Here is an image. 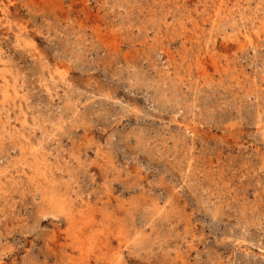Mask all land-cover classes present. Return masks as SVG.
<instances>
[{
  "label": "rangeland",
  "instance_id": "374dc122",
  "mask_svg": "<svg viewBox=\"0 0 264 264\" xmlns=\"http://www.w3.org/2000/svg\"><path fill=\"white\" fill-rule=\"evenodd\" d=\"M262 18L264 0H0V264H264Z\"/></svg>",
  "mask_w": 264,
  "mask_h": 264
},
{
  "label": "bare ground",
  "instance_id": "6f19581e",
  "mask_svg": "<svg viewBox=\"0 0 264 264\" xmlns=\"http://www.w3.org/2000/svg\"><path fill=\"white\" fill-rule=\"evenodd\" d=\"M214 1L215 0H213V4H214ZM227 1V0H226ZM224 5V4H223ZM226 5H228V4H226ZM216 6V5H215ZM217 8V7H216ZM167 9V8H166ZM221 9V8H220ZM219 9V10H220ZM223 9V8H222ZM226 9H228V8H226ZM216 10V9H215ZM214 10V11H215ZM229 10V9H228ZM232 10V9H231ZM230 11V10H229ZM216 13H219L218 11L216 12ZM222 14V13H221ZM220 14V15H221ZM212 15V14H211ZM215 15V14H214ZM227 15V14H226ZM220 17V16H219ZM222 17V16H221ZM216 18V17H215ZM224 18V17H223ZM259 18V17H258ZM222 19V18H221ZM262 19H264V18H262ZM211 22H212V20H210ZM217 21V20H216ZM218 22V21H217ZM215 23V22H214ZM220 23V22H219ZM260 23V22H259ZM262 24H264V23H262ZM261 26V25H260ZM214 27H216V26H214ZM118 36V35H117ZM245 36L249 39L250 37H251V35L249 34V32H246V34H245ZM237 38L239 39V36H237ZM202 53V52H201ZM224 69V68H223ZM226 71V70H225ZM206 72V71H205ZM241 74L243 75L244 73L243 72H241ZM10 80V79H9ZM8 79H5V84L8 86L9 85V83H10V81H9ZM13 88V87H12ZM13 94V93H12ZM22 94V93H21ZM16 97V96H15ZM18 98H19V95H18ZM24 99V98H23ZM25 100V99H24ZM13 103V102H12ZM3 105V104H2ZM9 105V104H8ZM10 107V106H9ZM14 107H15V105H14ZM19 108V107H18ZM8 109V108H7ZM16 111V110H15ZM8 112V111H7ZM3 113V112H2ZM14 114V113H13ZM1 118V117H0ZM10 119V118H9ZM40 121V120H39ZM14 122V121H13ZM2 123H3V128H2V130H4L5 131V133L7 132L10 136H11V138H13L14 136H15V134L17 133V132H15V130L13 129V127L11 126V124L8 122V121H2ZM1 124V123H0ZM17 124V123H16ZM13 125H15V124H13ZM34 125V124H33ZM37 125V124H36ZM39 125V124H38ZM58 125V124H57ZM62 125V124H61ZM35 126V125H34ZM33 126V127H34ZM18 128V127H17ZM39 128V127H38ZM59 129V128H58ZM39 130V129H38ZM62 130V129H61ZM36 131V130H35ZM49 131V130H48ZM24 132V131H23ZM33 132H34V130H33ZM41 132V131H40ZM4 133V132H3ZM20 133V132H19ZM2 134V133H1ZM1 134H0V137H1ZM35 134V133H34ZM45 134V133H44ZM37 135V134H36ZM41 135V134H40ZM22 136V135H21ZM27 136V135H26ZM2 137H3V135H2ZM1 137V138H2ZM31 139V138H30ZM24 140V139H23ZM41 140V139H40ZM44 140V139H43ZM15 142V141H14ZM29 142V141H28ZM43 142V141H42ZM10 143V142H9ZM19 144V143H18ZM20 145H21V143H20ZM19 145V146H20ZM20 148V147H19ZM27 148H29L30 149V151H31V153L32 154H34V156H35V160L37 161V163H36V165L34 166L35 167V172H36V174L40 177V178H42V181L46 184V185H48V184H51V183H53L54 182V178H53V173H52V168H51V165L49 164V160H48V157L46 156V153H45V150H44V146H43V144L41 145H35V144H31L30 146H27ZM26 148V149H27ZM15 149H16V146H15ZM24 149V148H23ZM22 149V150H23ZM28 149V150H29ZM21 150V149H20ZM24 152V151H23ZM47 153H48V151H47ZM21 154V153H20ZM24 158V157H23ZM29 158V157H28ZM19 159V158H18ZM26 159V158H25ZM28 162V161H27ZM23 165H24V163H23ZM54 165V164H53ZM58 166V165H57ZM18 168V167H17ZM58 169V168H57ZM24 170V169H23ZM57 171V170H56ZM53 172H54V170H53ZM26 173V172H25ZM31 173V172H30ZM28 174V173H27ZM34 174V173H33ZM5 175V174H4ZM60 176V175H59ZM31 181V180H30ZM32 182V181H31ZM64 184V183H63ZM67 184V183H66ZM66 184L64 185V186H66ZM69 185V184H68ZM67 185V186H68ZM40 186V185H39ZM39 189H40V187H38ZM47 189H49V188H47ZM50 189H52V188H50ZM48 192V191H47ZM52 192V191H51ZM64 192H66V191H64ZM63 192V193H64ZM60 193V192H59ZM62 193V194H63ZM45 194H47V193H45ZM52 194V193H51ZM56 195V194H55ZM71 195V194H70ZM47 196V195H46ZM56 196H50L49 198H50V203L52 202V204L54 205V206H56L57 208H58V210L59 211H63V212H66L67 211V218H69V224H70V226H69V228L71 227V226H74L75 225V222H76V214H75V212H74V203H73V201L71 200V199H68V196H66L65 194L64 195H59L58 196V199L56 200V198H55ZM55 207V208H56ZM48 208V207H47ZM77 210V209H76ZM77 213V212H76ZM82 215V214H81ZM82 218H83V216H81ZM69 231H70V229H69ZM76 238V237H75ZM51 254V253H50Z\"/></svg>",
  "mask_w": 264,
  "mask_h": 264
}]
</instances>
